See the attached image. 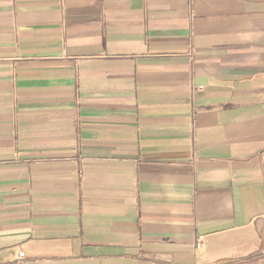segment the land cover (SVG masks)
<instances>
[{"label": "crops", "instance_id": "obj_1", "mask_svg": "<svg viewBox=\"0 0 264 264\" xmlns=\"http://www.w3.org/2000/svg\"><path fill=\"white\" fill-rule=\"evenodd\" d=\"M0 264H264V0H0Z\"/></svg>", "mask_w": 264, "mask_h": 264}, {"label": "built area", "instance_id": "obj_2", "mask_svg": "<svg viewBox=\"0 0 264 264\" xmlns=\"http://www.w3.org/2000/svg\"><path fill=\"white\" fill-rule=\"evenodd\" d=\"M21 256H23V254H21Z\"/></svg>", "mask_w": 264, "mask_h": 264}]
</instances>
